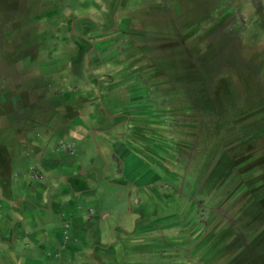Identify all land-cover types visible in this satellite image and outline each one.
Returning a JSON list of instances; mask_svg holds the SVG:
<instances>
[{"label": "rangeland", "instance_id": "rangeland-1", "mask_svg": "<svg viewBox=\"0 0 264 264\" xmlns=\"http://www.w3.org/2000/svg\"><path fill=\"white\" fill-rule=\"evenodd\" d=\"M110 5L0 0V106L15 96L31 136L80 118L150 168L113 178L134 214L107 217L105 264H264V0Z\"/></svg>", "mask_w": 264, "mask_h": 264}, {"label": "crops", "instance_id": "crops-1", "mask_svg": "<svg viewBox=\"0 0 264 264\" xmlns=\"http://www.w3.org/2000/svg\"><path fill=\"white\" fill-rule=\"evenodd\" d=\"M107 1L113 14L119 10L121 0ZM131 4L125 0V13ZM119 20L128 22L124 15ZM117 21L116 14L113 23ZM4 93L9 92L0 88V104ZM10 98L13 104L0 106V264H105L103 250L113 243L105 238L118 233L110 232L107 217L115 214L124 222V215L134 214L130 207L108 204L113 178L136 177L134 185L140 186L150 168L124 144L110 140L106 131L88 127L80 118L72 132L61 126L58 139L31 136L20 104L15 96ZM25 98L22 103L29 107ZM100 111L102 119L108 116ZM31 120L35 126L37 121ZM59 123L50 121L49 128ZM88 133L96 152L84 150L85 144L81 150L71 148Z\"/></svg>", "mask_w": 264, "mask_h": 264}]
</instances>
